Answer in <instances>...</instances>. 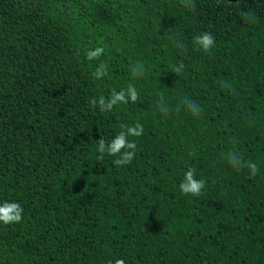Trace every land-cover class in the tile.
<instances>
[{"label":"trees","instance_id":"1","mask_svg":"<svg viewBox=\"0 0 264 264\" xmlns=\"http://www.w3.org/2000/svg\"><path fill=\"white\" fill-rule=\"evenodd\" d=\"M193 3L0 0V204L24 209L0 222V264H264V0ZM129 84L135 103L91 106ZM136 123L130 164L98 159L99 139ZM189 168L199 196L180 191Z\"/></svg>","mask_w":264,"mask_h":264},{"label":"clouds","instance_id":"2","mask_svg":"<svg viewBox=\"0 0 264 264\" xmlns=\"http://www.w3.org/2000/svg\"><path fill=\"white\" fill-rule=\"evenodd\" d=\"M181 3L189 8L190 10H195V4L193 0H181ZM241 16L244 17L249 22H254L255 17L249 12L241 11ZM194 43L199 46V48L203 49L205 52H209L215 44L214 37L210 33H203L194 37ZM183 47V45H179ZM105 52L103 47H96L94 50H88L85 53V56L88 60H94L101 57ZM183 68V64L174 68L176 73L181 72ZM132 72L134 76H143L144 69L143 66L137 62L135 66L132 68ZM107 74V65L101 61L99 66L96 68V71L92 73L93 77L96 79H101ZM222 86L231 90V85L225 81H222ZM139 97V93L137 89L129 84L127 89H122L117 92L115 90L112 91L110 99H105V97H99L98 101L93 99L90 101V104L93 108L99 107L102 112L111 111L115 105L118 103H128L130 100L135 103ZM187 108L192 112L193 115H199L201 112V108L195 102L186 101ZM159 110L167 115L169 108L167 105L160 103L158 105ZM122 131L112 139L110 142H106L103 138L99 139L98 144V152L101 155L98 159L102 160L104 158L103 154L107 153L111 156H118L119 158L113 161L114 165L117 167L128 165L135 158V149L137 147L136 143L130 142L128 140L129 136L140 137L143 134V126L140 123H136L134 126L121 125ZM124 150V151H122ZM229 164L236 170H240L243 167H247L250 170V174L252 177H255L258 172V166L254 162H243L241 158L235 153H229L228 155ZM206 186V181L204 179L196 178V170L194 168H189L185 174L184 179L180 183L179 188L180 191L185 195L199 196L202 190ZM24 209L18 202H7L5 201L3 204H0V222L5 225L12 223H20L23 219L22 213ZM109 264H113L112 261H109ZM114 264H125L124 259H116Z\"/></svg>","mask_w":264,"mask_h":264}]
</instances>
